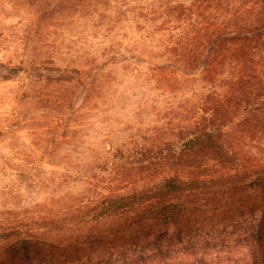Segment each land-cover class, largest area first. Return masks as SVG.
Returning a JSON list of instances; mask_svg holds the SVG:
<instances>
[{"label":"rangeland","instance_id":"1","mask_svg":"<svg viewBox=\"0 0 264 264\" xmlns=\"http://www.w3.org/2000/svg\"><path fill=\"white\" fill-rule=\"evenodd\" d=\"M197 1L0 0V253L22 238L65 244L153 204L174 173L156 147L179 146L209 94L226 89L180 44ZM231 13L264 29V0H228L215 17ZM247 134V161L264 162V132ZM206 261L252 264L244 243Z\"/></svg>","mask_w":264,"mask_h":264},{"label":"trees","instance_id":"2","mask_svg":"<svg viewBox=\"0 0 264 264\" xmlns=\"http://www.w3.org/2000/svg\"><path fill=\"white\" fill-rule=\"evenodd\" d=\"M227 2L198 0L180 39L188 59L205 64L203 78L226 89L209 94L194 125L177 138L179 146L156 147L157 160L174 173L152 189L153 204L114 228L65 244L16 240L0 253V264H183L179 255L193 256L185 264H207L212 251L240 243L252 264H264V162L247 161L241 145L247 133L264 132V29L257 18L215 17ZM256 97L260 104L236 115ZM201 194L206 198H196ZM127 199H114L107 208H123Z\"/></svg>","mask_w":264,"mask_h":264}]
</instances>
